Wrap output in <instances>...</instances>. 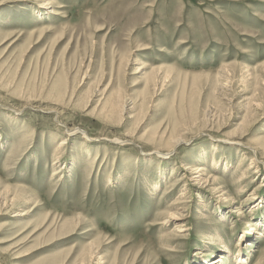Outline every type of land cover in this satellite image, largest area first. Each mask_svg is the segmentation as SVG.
Wrapping results in <instances>:
<instances>
[{"label":"rangeland","instance_id":"374dc122","mask_svg":"<svg viewBox=\"0 0 264 264\" xmlns=\"http://www.w3.org/2000/svg\"><path fill=\"white\" fill-rule=\"evenodd\" d=\"M216 258L264 264V0H0V264Z\"/></svg>","mask_w":264,"mask_h":264},{"label":"bare ground","instance_id":"6f19581e","mask_svg":"<svg viewBox=\"0 0 264 264\" xmlns=\"http://www.w3.org/2000/svg\"><path fill=\"white\" fill-rule=\"evenodd\" d=\"M49 7H51L50 6V4H48L47 3V6H45V9H47V8H49ZM78 132H76V133H71L70 135H75V134H77ZM83 139H85L84 140V145L85 146H87V145H89V139H92V138H88V136H87V134L86 133H84V131H83ZM112 141V140H111ZM181 141L182 140H180L179 142H177L175 145H177L176 147H175V149H178V147L180 146L179 145V143H181ZM114 142V141H113ZM117 142V141H116ZM67 142L66 141H63V142H61L60 144H59V147H61V145H63V144H66ZM120 143H123L122 141H119L118 142V145L120 144ZM125 143V142H124ZM14 146H13V148H12V150H14L15 149V146H17L18 144H13ZM24 145V144H23ZM123 145V144H122ZM174 145V146H175ZM16 148H18V147H16ZM171 153L172 152H162V153H160V157H162V158H168L170 155H171ZM97 155L94 157V160H91L92 162H94L95 163V161L97 160ZM58 161H60V160H58ZM93 164V163H92ZM104 165V164H103ZM63 166V165H62ZM62 166L58 169V170H56V172H55V174L54 175H56V174H61L62 173V171H64V167L62 168ZM191 169H189L190 171H189V173H190V175H189V177H190V181L191 182H193V185H197V186H200V185H206V186H208L209 184H208V181H209V179L207 178V179H205V177H204V175H205V170H204V168L202 167V166H200V165H192L191 167H190ZM65 169H66V167H65ZM60 177L62 178V175H60ZM59 177V178H60ZM109 178L111 179V177L109 176ZM178 181V180H177ZM212 189H213V187H212ZM215 189V188H214ZM217 190V189H216ZM219 191H221V190H219ZM21 195H23V194H19V195H17V194H15V196H17V197H20ZM184 196V195H183ZM221 198H222V196L225 198H223L224 200H225V202H227V203H231L232 202V199H230L229 198V195L228 194H226L225 192H224V194H220L219 195ZM15 198V197H14ZM28 211H26L25 209H21V210H17V211H14L13 212V214H12V216L13 217H24V216H27L28 215ZM236 213H242L241 211H239V210H236ZM180 215V214H179ZM173 217H177V215H175V216H171V218H173ZM228 254V253H227ZM223 254H221L220 255V257L222 256ZM224 256V255H223ZM242 257H238L236 260H239V259H241ZM220 261H222V260H220L219 258L217 259H214L213 260V262H207L206 260H200V263L199 264H216V263H219ZM241 261V260H240ZM245 261V260H244Z\"/></svg>","mask_w":264,"mask_h":264}]
</instances>
